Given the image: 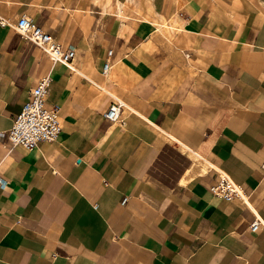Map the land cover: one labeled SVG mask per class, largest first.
I'll use <instances>...</instances> for the list:
<instances>
[{"label":"crops","instance_id":"crops-1","mask_svg":"<svg viewBox=\"0 0 264 264\" xmlns=\"http://www.w3.org/2000/svg\"><path fill=\"white\" fill-rule=\"evenodd\" d=\"M23 16L76 70L0 22V264H264V0H0ZM48 75L62 131L13 146Z\"/></svg>","mask_w":264,"mask_h":264},{"label":"built area","instance_id":"built-area-1","mask_svg":"<svg viewBox=\"0 0 264 264\" xmlns=\"http://www.w3.org/2000/svg\"><path fill=\"white\" fill-rule=\"evenodd\" d=\"M0 22L12 26L23 38L48 54L55 63H61L72 70H76L73 65L76 57L75 49L64 48L56 38L28 16L21 17L16 24H12L1 17ZM111 67V61H107L104 64L103 74L107 75ZM51 82L52 77L50 75L42 77L30 91V99L24 105L21 113L15 117L14 124L7 133L6 138L13 146L32 149L41 142H53L58 139L62 131V106L58 103L51 105L47 103ZM123 107L124 102L115 99L105 112V118L112 122L117 121L121 116ZM7 183L0 171V187H5ZM211 190L228 201L234 197H244L240 185L225 172L221 173L219 181L211 186ZM262 225H264L262 218L257 216L251 228L257 230Z\"/></svg>","mask_w":264,"mask_h":264}]
</instances>
